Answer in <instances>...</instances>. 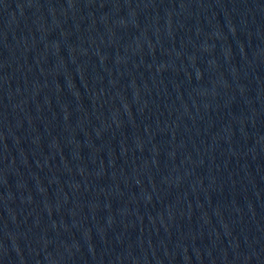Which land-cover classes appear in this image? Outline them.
I'll return each mask as SVG.
<instances>
[{
    "label": "water",
    "instance_id": "obj_1",
    "mask_svg": "<svg viewBox=\"0 0 264 264\" xmlns=\"http://www.w3.org/2000/svg\"><path fill=\"white\" fill-rule=\"evenodd\" d=\"M151 0H0V255L62 133Z\"/></svg>",
    "mask_w": 264,
    "mask_h": 264
}]
</instances>
